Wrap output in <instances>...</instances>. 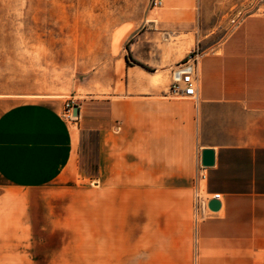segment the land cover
<instances>
[{
    "label": "rangeland",
    "instance_id": "374dc122",
    "mask_svg": "<svg viewBox=\"0 0 264 264\" xmlns=\"http://www.w3.org/2000/svg\"><path fill=\"white\" fill-rule=\"evenodd\" d=\"M261 12L264 0H0V102L74 101L76 133L102 126L103 101L134 91L129 66L170 89L190 52ZM110 131L118 137L113 120ZM84 135V174L68 188H0V264H196L195 226L210 214L204 180L174 192L151 191L149 176L126 191L118 174L93 183L97 133Z\"/></svg>",
    "mask_w": 264,
    "mask_h": 264
},
{
    "label": "crops",
    "instance_id": "0c3cea01",
    "mask_svg": "<svg viewBox=\"0 0 264 264\" xmlns=\"http://www.w3.org/2000/svg\"><path fill=\"white\" fill-rule=\"evenodd\" d=\"M126 73L134 91L126 88L117 101L109 96L108 121L80 124L79 133L62 117L64 103L1 101L0 188L32 191L58 182L68 188L84 174L89 131L97 133L93 183L118 174L119 191L144 176L151 191H188L198 159L212 150L203 184L210 214L195 226L196 264H264V12L200 53L196 97L181 100L134 66ZM213 200L218 211L209 208Z\"/></svg>",
    "mask_w": 264,
    "mask_h": 264
},
{
    "label": "built area",
    "instance_id": "2783aa9c",
    "mask_svg": "<svg viewBox=\"0 0 264 264\" xmlns=\"http://www.w3.org/2000/svg\"><path fill=\"white\" fill-rule=\"evenodd\" d=\"M157 4V3H156ZM200 57L199 49L193 50L187 57V59L180 65L175 67L172 71V86L170 92L172 94L181 97H196L197 96V84H196V66ZM75 102H68L64 108V118L67 121H73L76 118L73 116V110ZM207 167L203 166L201 157L198 159V166L196 170V188L198 190L200 179L204 180ZM198 192V191H197ZM199 196V194H197ZM215 199L220 200V195H216ZM204 211L207 209L206 202L203 205Z\"/></svg>",
    "mask_w": 264,
    "mask_h": 264
},
{
    "label": "water",
    "instance_id": "95a60500",
    "mask_svg": "<svg viewBox=\"0 0 264 264\" xmlns=\"http://www.w3.org/2000/svg\"><path fill=\"white\" fill-rule=\"evenodd\" d=\"M73 116L75 118H79L80 109L78 106L74 107ZM202 164H203V166H205L207 168L214 165V151H212V150H204L203 151V153H202ZM220 206H221V204L217 200H213L209 203V208L212 211H218Z\"/></svg>",
    "mask_w": 264,
    "mask_h": 264
},
{
    "label": "trees",
    "instance_id": "16d2710c",
    "mask_svg": "<svg viewBox=\"0 0 264 264\" xmlns=\"http://www.w3.org/2000/svg\"><path fill=\"white\" fill-rule=\"evenodd\" d=\"M128 58H130V53L128 54Z\"/></svg>",
    "mask_w": 264,
    "mask_h": 264
}]
</instances>
